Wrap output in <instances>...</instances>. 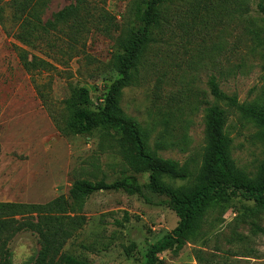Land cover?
Segmentation results:
<instances>
[{
	"label": "rangeland",
	"instance_id": "374dc122",
	"mask_svg": "<svg viewBox=\"0 0 264 264\" xmlns=\"http://www.w3.org/2000/svg\"><path fill=\"white\" fill-rule=\"evenodd\" d=\"M145 1L94 0L85 28L62 24L41 34L36 49L16 39L11 0L2 5L0 204L44 205L68 196L77 180L113 183L132 176L142 191V196L99 192L88 199L87 225L65 248L88 264H145L148 251L180 222L169 199L150 189V174H135L125 163L117 148L118 132L65 137L55 122L69 117L82 88L90 92L91 110L103 108L120 79L113 65L115 46L140 27ZM191 2H181L177 15L170 6L163 10L153 43L133 71L132 84L122 91L120 108L148 135L152 152L186 167L193 180L203 163L205 109L214 101L209 80L215 77L239 104H220L227 112L232 157L241 172L255 178L264 170V119L256 120L250 110L264 104V18L257 13L258 0L245 3L251 11L244 17L193 13ZM74 3L51 0L41 9L43 22ZM20 54L35 58L39 66L26 70ZM254 207L235 204L211 213L208 221L214 227L206 238L161 252L159 264H264V236L253 235L252 225L256 220L264 229V214L248 218ZM5 250L12 264H32L41 246L36 235L20 232ZM197 250L204 252L202 263ZM0 264H5L1 253Z\"/></svg>",
	"mask_w": 264,
	"mask_h": 264
},
{
	"label": "trees",
	"instance_id": "16d2710c",
	"mask_svg": "<svg viewBox=\"0 0 264 264\" xmlns=\"http://www.w3.org/2000/svg\"><path fill=\"white\" fill-rule=\"evenodd\" d=\"M51 0H11V19L18 26L16 39L23 45L37 48L41 34L57 31L62 24L79 31L86 27L90 6L94 0H75L52 21L43 22L41 9ZM105 1V0H101ZM185 0H146L140 13V27L132 29L115 46L113 65L120 79L110 88L103 108L91 110L90 92L79 89L67 119L55 120L58 131L65 137L92 136L98 132H118L117 148L125 163L135 174H150V189L155 194L169 199L172 210L179 218V225L171 235L153 246L147 253L145 264H159L161 252L174 249L186 241L207 237L214 225L209 224L211 213L233 205L251 203L254 209L247 211L250 219L264 214V170L255 178L241 172L232 157L231 140L228 138L227 112L220 104L237 107L236 97L224 93L215 77L210 78V96L205 109L206 148L202 167L192 180V174L173 160L160 158L152 152L148 135L120 108L122 91L133 82V71L141 61L148 46L153 43V32L163 19V10L168 6L177 15ZM248 0H192L189 11L207 16L222 15V12L244 17L251 9ZM4 0H0V22ZM257 13L264 18V0H258ZM218 17V16H217ZM219 18H215L217 21ZM258 38V36H256ZM26 70L39 66L36 59L29 61L27 54H20ZM255 119H264V104L250 107ZM263 127V126H262ZM181 182L176 186L175 182ZM123 191L130 196H142L135 177H125L113 183L105 180L91 182L77 180L68 196H60L44 205L0 204V253L5 264H12L10 253L5 250L9 239L20 232H30L38 237L41 252L32 264H88L67 254L65 248L87 225L84 209L88 199L99 192ZM248 216V215H247ZM253 235H263L264 229L253 220ZM248 255H251L250 253ZM196 259L205 261L204 252L197 250Z\"/></svg>",
	"mask_w": 264,
	"mask_h": 264
}]
</instances>
